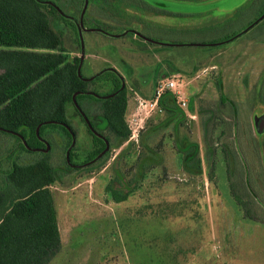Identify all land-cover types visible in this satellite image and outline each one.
I'll list each match as a JSON object with an SVG mask.
<instances>
[{"label":"rangeland","instance_id":"1","mask_svg":"<svg viewBox=\"0 0 264 264\" xmlns=\"http://www.w3.org/2000/svg\"><path fill=\"white\" fill-rule=\"evenodd\" d=\"M44 1L55 2L62 11L63 18L53 25L63 36L70 59L83 57L84 77L110 67L124 77L125 119L131 130L130 138L120 141L104 128L111 150L103 160L73 170L66 166L69 138L58 129L45 131L50 159L60 174L50 188L62 246L50 264H264V223L246 218L232 198L228 181L229 172L235 173L232 165L207 158V131L213 132L212 125L204 123L213 117L217 128L223 126L222 119L235 124L233 112L224 113L221 94L246 108L251 101L247 121L262 144L264 104L257 99V85L264 73V25L222 48L199 46L226 30L210 31L205 25L220 21L249 0H169L167 8L191 17L144 16L146 25H129L136 33L128 36H117L116 23L113 30L91 31L104 22L90 4L83 14L76 0ZM255 10L246 13L241 24L255 20ZM75 26L80 27L78 32ZM171 79L176 81L177 108L183 114L153 105L157 88ZM91 89L104 95L111 86L97 83ZM69 118L77 132L73 162L82 165L94 148L93 139L74 108ZM14 141L0 132V154ZM178 142L198 144V157L183 163ZM25 155L31 160L42 156ZM9 165L5 158L0 162L3 169ZM245 179L252 195H264V160L263 169L245 163ZM109 187L131 193L126 201L115 202Z\"/></svg>","mask_w":264,"mask_h":264},{"label":"trees","instance_id":"2","mask_svg":"<svg viewBox=\"0 0 264 264\" xmlns=\"http://www.w3.org/2000/svg\"><path fill=\"white\" fill-rule=\"evenodd\" d=\"M76 1L80 4L81 13L85 14L90 4L96 9V13L103 16L104 25L96 24L95 28H90L91 31L105 32L108 31L107 28L113 30V24L116 23L117 28L120 25V34L117 36L134 35L136 32L128 26L133 23L146 25L144 16L191 17L167 8L166 2L169 0ZM252 9H256L255 20L241 24L242 17ZM63 16L55 2L0 0V132L15 139L11 149L7 144L0 154V162L5 158L10 164L7 169L0 167V264H50L61 250L58 213L50 188L60 179V174L50 159L49 150L45 152L38 149L46 148L42 139L47 138V129H58L67 134L70 146L69 133L61 123H66L75 130L69 118L70 109H75L74 97L79 105L83 106L86 100H95L87 93L92 85H111L109 93H112V96L100 100L105 128L111 136L120 141H126L131 136L125 119L128 91L124 77L112 67L102 70L92 78L84 77L81 71L82 59H70L63 36L54 28V22ZM259 24L264 25V0H249L247 4L220 21L205 25L210 31H220L222 28L226 30L221 37H212L199 46L222 48L254 31ZM75 29L78 32L80 27L75 26ZM251 35H255V32ZM142 37L152 44L159 43ZM217 83L220 85L219 81ZM257 88V99L264 104V73ZM176 102V96L166 91L159 98L158 104L161 109L170 113L183 114L177 108ZM220 103L226 109L224 113L227 110L233 112L231 117L236 122L232 124L222 119L223 126L221 124V127L217 128L213 117L204 120L206 125H212L213 132L209 134L207 131L210 137L207 158L213 156L225 160L228 166L232 165L234 175L227 168L232 198L246 218L264 223V195H252L246 184L249 182L245 179V163H257L263 169L264 137L260 145L247 121L248 112L254 103L247 102L246 108L245 104L234 103L224 94L220 96ZM244 110L247 113H244ZM182 122L183 115L177 123V128ZM245 125L247 127H243ZM14 133L21 134L23 138ZM231 137L233 139L229 140ZM176 146L183 163L189 162L191 158L196 159L199 155L198 144L178 142ZM260 147H263V158ZM102 148L104 143L95 137L94 149L88 153L85 163L97 157ZM36 152L42 155L36 160L28 159L25 155ZM73 158L71 151L72 162ZM66 166L73 170L67 161ZM143 170L144 168L142 177ZM260 175L262 176L261 172ZM256 186L254 181V187ZM261 186L264 190V181ZM108 193L113 201L123 202L131 192L122 194L109 187Z\"/></svg>","mask_w":264,"mask_h":264},{"label":"flooded vegetation","instance_id":"3","mask_svg":"<svg viewBox=\"0 0 264 264\" xmlns=\"http://www.w3.org/2000/svg\"><path fill=\"white\" fill-rule=\"evenodd\" d=\"M89 78H92V77H89ZM100 84H102V85H109L108 83L107 84L106 83H100ZM87 93H88V95L93 96L95 98V100L94 99H88V100H86L84 102V105L83 106L79 105V103H78V105L80 106L81 111L75 105V112L78 114V116L80 117V119L85 123V125H86V127L88 129L89 134L92 136L93 145H94L95 137H97L98 139H100L104 143V148H102L100 150V153L97 155V157H95L91 161H88L86 163H83L82 165L77 164L75 162H72L71 160H70V162H68L67 161V157H66V161H67L68 165L71 168H79V167H83V166H86V167L87 166H91L92 164H94L97 161H99V159L103 158L111 150V148H112L111 139L103 131V129L105 127H102L101 126L105 122H104L102 113L100 111V106L102 104V103H100V100L101 101L106 100L108 98V96H112V93L111 94L110 93H107V94H104L103 95V94H100V93L92 90L91 88H90V90H88ZM87 119L89 120V122L92 125V127L89 126ZM64 128L69 133L70 140H71L70 146H71L72 145V142H73L72 133L66 127H64ZM71 129H72V127H71ZM72 132L74 133V136L76 137V140H77V132L74 129H72ZM63 135H64V137H67L68 138V135L67 134H63ZM42 141H43V143H44V145L46 147L47 140L44 138V139H42ZM70 146L67 147L66 154H67V151L70 148ZM44 149L45 148H40L38 150L44 151ZM70 154H71V152H70Z\"/></svg>","mask_w":264,"mask_h":264},{"label":"built area","instance_id":"4","mask_svg":"<svg viewBox=\"0 0 264 264\" xmlns=\"http://www.w3.org/2000/svg\"><path fill=\"white\" fill-rule=\"evenodd\" d=\"M176 87H177V84H176V81L171 79L169 81H166L164 84H161L158 88H157V95H156V99L153 103V105L157 106L158 105V101H159V98L166 92V91H171L173 92V94L175 96H177V91H176ZM181 104L183 106H187V103L185 100H182L181 99Z\"/></svg>","mask_w":264,"mask_h":264},{"label":"water","instance_id":"5","mask_svg":"<svg viewBox=\"0 0 264 264\" xmlns=\"http://www.w3.org/2000/svg\"><path fill=\"white\" fill-rule=\"evenodd\" d=\"M81 59H82V61H83V57H81ZM74 104H75V105L77 106V108L81 111L80 106L78 105V102L76 101V98H75V97H74ZM87 121H88L89 126L92 127V125L90 124V122H89L88 119H87ZM61 124H62L64 127H66V128L72 133V136H73V142H72V145L70 146V148L68 149L67 154H66L67 161L70 162V152H71V150L73 149V147H74L75 144H76V137L74 136V133L72 132V129H71V127H70L68 124H66V123H61ZM40 126H41V125H40ZM40 126L37 128V135H39V129H40ZM14 134L17 135V136H19V137H21V138H23V137L21 136V134H19V133H14ZM24 143L26 144V141H24ZM26 145H27V144H26ZM49 149H50V145H49L48 142H46V148L44 149V151L47 152Z\"/></svg>","mask_w":264,"mask_h":264},{"label":"crops","instance_id":"6","mask_svg":"<svg viewBox=\"0 0 264 264\" xmlns=\"http://www.w3.org/2000/svg\"><path fill=\"white\" fill-rule=\"evenodd\" d=\"M258 223H260V222H258ZM261 223H263V222H261ZM258 244H261V242H258ZM258 247H259V245H258ZM260 248V247H259Z\"/></svg>","mask_w":264,"mask_h":264}]
</instances>
